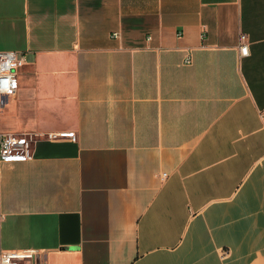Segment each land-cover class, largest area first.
<instances>
[{"label": "crops", "instance_id": "0c3cea01", "mask_svg": "<svg viewBox=\"0 0 264 264\" xmlns=\"http://www.w3.org/2000/svg\"><path fill=\"white\" fill-rule=\"evenodd\" d=\"M0 51V131L76 134L0 163V254L264 264V0H0Z\"/></svg>", "mask_w": 264, "mask_h": 264}, {"label": "built area", "instance_id": "2783aa9c", "mask_svg": "<svg viewBox=\"0 0 264 264\" xmlns=\"http://www.w3.org/2000/svg\"><path fill=\"white\" fill-rule=\"evenodd\" d=\"M115 36L116 33H113ZM239 53L248 54L247 36L239 37ZM25 58L15 51H0V106L13 96L19 87L17 69L24 64ZM65 139L76 141L74 132H27L22 134L3 133L0 131V163H25L32 158L34 144L38 140L62 143ZM0 264H39L37 251L22 253L3 252L0 254Z\"/></svg>", "mask_w": 264, "mask_h": 264}]
</instances>
